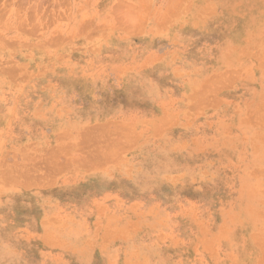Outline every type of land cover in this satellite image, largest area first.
<instances>
[{
  "label": "rangeland",
  "instance_id": "374dc122",
  "mask_svg": "<svg viewBox=\"0 0 264 264\" xmlns=\"http://www.w3.org/2000/svg\"><path fill=\"white\" fill-rule=\"evenodd\" d=\"M0 264H264V0H0Z\"/></svg>",
  "mask_w": 264,
  "mask_h": 264
},
{
  "label": "bare ground",
  "instance_id": "6f19581e",
  "mask_svg": "<svg viewBox=\"0 0 264 264\" xmlns=\"http://www.w3.org/2000/svg\"><path fill=\"white\" fill-rule=\"evenodd\" d=\"M126 13H127V12H126ZM125 15H126V14H125ZM129 15H131V14H129ZM127 19H130V18H127ZM165 21H166V20H165ZM217 74H218V73H217ZM215 76H216V75H215ZM215 76H214V78H216ZM218 76H219V75H218ZM222 76H223V75H222ZM225 77H226V76H225ZM212 78H213V77H212ZM214 78H213V79H214ZM226 78H227V77H226ZM213 79H212V80H213ZM218 79H219V77H218ZM210 80H211V79H210ZM216 80H217V78H216ZM221 80H222V79H221ZM221 80H220V82H221ZM223 80H224V79H223ZM223 80H222V81H223ZM226 80H227V79H226ZM217 81H218V80H217ZM217 81H216V82H217ZM214 82H215V81H214ZM216 82H215V83H216ZM218 84H221V83H218ZM206 88H207V87H206ZM207 89H208V88H207ZM200 91H201V90H200ZM204 94H205V93H204ZM90 130H91V129H90ZM101 130H102V129H99V130L97 129V131H99V132H100ZM97 131H96V133H97ZM92 132H93V131H92ZM123 132H124V131H123ZM94 133H95V131H94ZM105 133H106V132H105ZM105 133H104V134H105ZM88 135H89V133H88ZM102 135H103V134H102ZM86 138H87V137H86ZM90 138H91V137H90ZM90 138H89V139H90ZM96 138H97V136H96ZM99 138H100V137H99ZM84 140H85V139H84ZM87 140H88V139H87ZM90 141H91V140H90ZM124 141H126V140H124ZM104 142H105V141H104ZM104 142H101V143H103V145H106V143L104 144ZM109 143H110V142H109ZM112 143L114 144V141H113ZM130 143H131V142H130ZM130 143H129V144H130ZM127 144H128V143H127ZM84 145H85V144H84ZM86 145H87V144H86ZM86 145H85V146H86ZM99 145H100V144H99ZM115 145H117V144H115ZM115 145H114V146H115ZM120 145H121V144H120ZM96 146H98V145H96ZM110 146H112V145H110ZM89 147H90V145H89ZM91 147H93L92 143H91ZM94 147H95V146H94ZM94 147H93V148H94ZM103 147H105V146H103ZM96 148H97V147H96ZM96 148H95V149H96ZM101 148H102V147H101ZM114 148H115V147H114ZM95 149H93V150L91 149V150L94 151ZM99 149H100V147H99ZM106 149H107V148H106ZM110 149H111V148H110ZM110 149H109V150H110ZM102 150H103V149H102ZM104 150H105V149H104ZM112 150H113V149H112ZM96 151H97V152H100L101 149H100V151H99V150H95V152H96ZM102 152H104L105 154L108 153L107 151H106V152H105V151H101V153H102ZM92 153H94V152H92ZM96 154H98V153H96ZM99 154H100V153H99ZM100 155H101V154H100ZM95 156H96V155H95ZM50 157H51V156H50ZM50 157H49V158H50ZM50 159H53V157L50 158ZM50 159H49V160H50ZM93 160H94V159H93ZM95 160H96V159H95ZM52 161H53V160H52ZM47 162H48V160H47ZM50 162H51V161H50ZM95 163H96V162H95ZM33 166H34V165H33ZM33 166H32V167H33ZM96 166H97V165H96ZM30 168H31V167H30ZM32 170H34V168H33ZM14 171H15V170H14ZM14 171H13V172H14ZM26 171H27V170H26ZM30 171H31V170H30ZM18 172H19V171H18ZM34 172H36V171H34ZM31 173H32V172H31ZM31 173H29V174H31ZM29 174H28V175H29ZM37 175H38V174H36V176L34 175V177H39V176H37ZM31 177H33V176H31ZM32 179H34V178H32ZM32 179H31V180H32ZM38 179H39V178H38ZM40 180H41V179H40ZM27 182H28V181H27ZM34 182H36V181L34 180Z\"/></svg>",
  "mask_w": 264,
  "mask_h": 264
}]
</instances>
